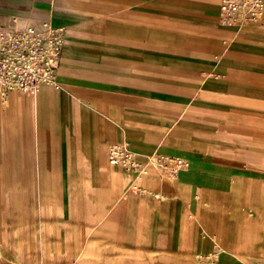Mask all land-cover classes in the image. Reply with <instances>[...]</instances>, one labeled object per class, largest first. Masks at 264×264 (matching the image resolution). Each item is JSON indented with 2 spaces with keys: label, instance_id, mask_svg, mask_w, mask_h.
<instances>
[{
  "label": "crops",
  "instance_id": "0c3cea01",
  "mask_svg": "<svg viewBox=\"0 0 264 264\" xmlns=\"http://www.w3.org/2000/svg\"><path fill=\"white\" fill-rule=\"evenodd\" d=\"M220 3L0 0V27L20 28L42 18L67 27L60 87L43 85L34 95L13 90L0 97V218L6 215L0 223L13 224L12 210L18 202L24 206L33 190L63 192L67 154L75 150L85 162L89 215L68 219L67 231L74 222L80 232L88 225L78 251L71 234L58 227L62 229L54 235L62 243L54 247L65 251L63 264H72L71 257H80L93 239L83 259L131 255L135 249L155 255L158 247H167L172 264H184L188 250H207L209 238L203 241L199 229L191 231L193 191L175 200L170 182L159 185L111 166L108 151L123 143L142 164L160 152L189 159L194 168L183 174L197 184L207 181L217 195L216 180L230 182L241 170L254 174L264 168L256 162L264 160V16L261 24L241 29L222 25ZM198 162L207 165L205 173ZM68 169L76 174L71 165ZM146 182L169 198L134 188ZM214 202L198 203L197 212L212 209ZM185 217L190 225L182 233ZM50 222L60 224L59 219ZM5 228L0 230V252ZM15 236L14 261L22 264L19 228ZM145 239L154 247L147 248ZM175 239L177 248L171 247ZM181 239L194 243L181 245ZM43 243L49 248L47 238ZM46 254L53 263L62 256L60 251ZM116 263L134 264L125 257Z\"/></svg>",
  "mask_w": 264,
  "mask_h": 264
},
{
  "label": "rangeland",
  "instance_id": "374dc122",
  "mask_svg": "<svg viewBox=\"0 0 264 264\" xmlns=\"http://www.w3.org/2000/svg\"><path fill=\"white\" fill-rule=\"evenodd\" d=\"M160 153L165 158L168 156L166 153ZM157 154L158 153H154L151 155L147 161L143 164L141 163L142 166L147 168L149 165L153 164V162H151V157ZM67 155H71V159L66 158L64 191H59L57 195L56 193L48 194L33 190L28 193V199L24 202V206H21L20 204L22 203L18 202L17 207L12 210L11 218L9 219L14 220V223L9 225L0 223V230L4 233L3 229L6 227L7 233V236L4 238L5 241L1 243L2 251L0 252V264H17L14 261V252L17 247L15 236L16 228H19L21 232L22 245L25 248L24 256H22V264H63V260L68 258L65 251L61 247H54L55 244L62 243V240H57V235H54L62 229L58 227L63 226L65 234L68 235L70 233L73 237L76 243V250L78 251L80 249L81 232L88 224L85 225L80 232L75 229L74 222L71 230L68 232L67 227L69 224L67 222L68 219H71L73 216L77 217L78 220L79 217L83 218L89 215L88 191H86L87 189L83 186L86 178L84 174L86 169L84 160L78 158L79 154H76L75 150ZM171 156L173 157L174 155ZM256 162L264 164V160L258 159ZM191 164L188 162V165L176 175L178 176L184 171L188 172L190 167H193ZM70 165L73 167L72 171L76 172L75 175L70 174L71 172L68 169ZM199 165L203 168L201 171L205 173L207 165L204 163H200ZM157 168L161 170V168ZM262 170H264V168L258 167L255 171L258 174H247L246 170H241L235 175L234 180L230 182H223L221 179L216 180L215 184L219 187V197H216L217 199H215L212 209L201 207L198 213L196 210L197 204L194 203V201L198 200V197L194 196L190 198L193 202L192 208L200 215V219L203 221L204 227L207 230L206 238H209V243L207 251L205 252L214 251V255H208L210 259L203 260L202 264H264V173L261 172ZM70 177L73 178V181H71ZM225 178L229 180L233 177L231 175H225ZM212 181L214 182V180ZM35 187L36 186L33 185V188ZM130 187H132V184H130ZM71 188L74 189V192L70 191ZM197 189H202L201 183L197 184ZM180 203L181 202H177L178 206ZM5 216L4 213H1V221L5 220ZM56 219L60 220L59 226H57L56 223L52 224L50 222L56 221ZM187 220L188 218L185 217L184 222L181 224L182 233L189 229V222ZM195 220L191 224V231L198 229ZM37 221L39 222L37 223ZM149 225L153 226L152 224ZM44 233L46 235H44ZM146 236H148L147 231L145 233V237ZM66 237L67 236H65L64 239H66ZM46 238L50 243L49 248L44 247L43 242ZM95 240L96 239H93L88 247L93 245ZM205 241H207V239ZM180 242L181 245L186 244L185 242H188L190 245L193 241L192 239H181ZM144 243L147 248L154 247L153 244L147 242L146 239ZM178 245L179 242L175 239L171 247L177 248ZM88 247L80 257H71L72 264H112L115 261L121 263L124 257L127 259L130 258L134 264L173 263L172 258H170L168 253L164 250L167 247H158L159 249L156 251L155 255H150L140 249H135L131 255H122V252L120 253L121 255L108 254L104 256L90 254L83 259V257L87 255ZM47 251L50 253L60 251L62 256L54 258L56 261L53 263V256L49 255V261L46 254Z\"/></svg>",
  "mask_w": 264,
  "mask_h": 264
},
{
  "label": "built area",
  "instance_id": "2783aa9c",
  "mask_svg": "<svg viewBox=\"0 0 264 264\" xmlns=\"http://www.w3.org/2000/svg\"><path fill=\"white\" fill-rule=\"evenodd\" d=\"M264 16V0H221L219 21L238 29L259 25ZM66 26L54 25L50 18H42L20 28L0 27V97L18 90L34 95L43 85L60 87L58 67L64 45ZM135 152L127 145H112L108 151L111 164H124L137 168ZM162 171L178 174L187 165V159L173 156L171 159L156 155Z\"/></svg>",
  "mask_w": 264,
  "mask_h": 264
},
{
  "label": "bare ground",
  "instance_id": "6f19581e",
  "mask_svg": "<svg viewBox=\"0 0 264 264\" xmlns=\"http://www.w3.org/2000/svg\"><path fill=\"white\" fill-rule=\"evenodd\" d=\"M117 145V144H115ZM135 162L136 164L138 165L137 168H131L129 166H126L124 164H111L109 162V164L112 166H118V167H121L122 169L124 170H127V171H135L137 174L135 175V177H142L143 179L145 178H153L155 179V181L157 183L162 184V182L164 180L170 182L173 187H174V195H173V198L175 200H179L180 198L181 199H184V195L185 193L188 194V191L191 189L193 191V197L194 196H197L198 197V200L197 201H194L195 203H200L202 202L205 206H212V202L217 199L216 197H219L216 193H214L212 190L209 189V187H206L208 185H206L208 182L207 181H203L202 182V189H197V183L193 182L190 180V176L189 174H183V173H180L178 176L175 174V175H168L166 173H164L162 171V167L161 165L156 161V156H152L151 157V162H153V164L149 165L147 168H144L142 166V164L137 160V153H135ZM167 159H171L172 156H167L166 157ZM187 161L190 163V160L187 159ZM161 168V170H158ZM112 170V168H111ZM116 171V170H115ZM112 173V172H111ZM258 174V173H257ZM260 174V173H259ZM198 177V176H197ZM200 177V176H199ZM139 179V178H138ZM256 180V179H255ZM254 180V181H255ZM201 182V181H200ZM224 182V181H223ZM141 183V182H140ZM253 184V183H252ZM260 184V183H259ZM135 188L140 191L141 193H144V194H148V195H154V197H157V198H160L162 200H165V199H168L169 196L164 193L163 191L161 190H154L152 189V186H151V183H145V184H139V183H136L135 185ZM255 187V186H254ZM211 188V187H210ZM225 190V189H224ZM227 190V189H226ZM258 190V189H257ZM260 190V189H259ZM197 192H200L197 193ZM253 192V191H252ZM253 194V193H252ZM147 196V195H146ZM254 198V197H253ZM152 199V198H151ZM154 199V198H153ZM256 200V199H255ZM258 201V200H257ZM161 202V201H160ZM221 202V201H220ZM193 203V202H192ZM252 203V202H251ZM216 204V203H215ZM253 204V203H252ZM193 205V204H192ZM254 207V206H253ZM257 210V209H256ZM188 211H189V215L190 217L192 218V222H194V220L196 221L197 223V228L199 229L201 235H202V239L203 241H205L207 238H206V228L204 227V224L202 223V221L200 220V217L198 215L197 212L194 211V209L192 207H189L188 208ZM235 212V211H234ZM233 212V213H234ZM254 218V217H253ZM255 219V218H254ZM190 225V223H189ZM231 228V227H230ZM220 229V228H219ZM191 232V231H190ZM191 234V233H189ZM192 237V236H191ZM211 238V237H210ZM197 240V239H196ZM73 242V241H72ZM71 242V243H72ZM64 243V242H63ZM194 243V242H193ZM209 243V242H208ZM203 244V243H202ZM65 245V244H64ZM188 246V245H187ZM65 248V246H64ZM76 248V247H75ZM82 248V247H81ZM184 249V247H183ZM75 251V250H74ZM207 251L206 249H199L198 247H194V249H192V251L189 252V250L187 251L186 255H183V259H184V264H202V261L203 260H206V259H210L208 258V255H212L214 251H208L207 253L205 252ZM71 254V253H70ZM214 255V254H213ZM216 255V254H215ZM20 263V262H19ZM117 264V263H116Z\"/></svg>",
  "mask_w": 264,
  "mask_h": 264
}]
</instances>
